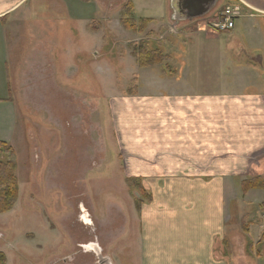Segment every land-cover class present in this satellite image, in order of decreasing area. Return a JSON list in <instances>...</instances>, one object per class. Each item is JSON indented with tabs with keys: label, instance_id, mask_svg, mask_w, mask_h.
Returning a JSON list of instances; mask_svg holds the SVG:
<instances>
[{
	"label": "crops",
	"instance_id": "0c3cea01",
	"mask_svg": "<svg viewBox=\"0 0 264 264\" xmlns=\"http://www.w3.org/2000/svg\"><path fill=\"white\" fill-rule=\"evenodd\" d=\"M136 2L137 17L150 19L151 29H166L162 38L172 40V47L155 45L167 56L159 65L142 67L134 55L125 57L133 68L125 74L138 79L136 89L112 101L122 171L127 179H140L151 197L140 199L139 208L134 202L129 237L123 224L114 231L113 264L126 263L127 240L133 248L128 264H264V257L245 252L248 233L242 255L229 250L226 239L229 226L240 228V219L244 233V214L264 204V187L242 190L245 180L264 179V0H219L194 18L183 0H167L159 17H139ZM74 3L0 0V44L26 45L21 61L15 56L12 78L8 57L0 55V140H11L18 101L26 100L12 86L17 62L23 84L28 70L57 83L64 59L57 50L72 62L86 57L89 64V48L80 44L90 34L89 17ZM222 8L235 23L231 30L215 27ZM148 74L155 76L154 89L145 83ZM98 125L93 140L102 147L105 134ZM65 140L67 153L73 145ZM81 147L89 162L95 151L89 152V144ZM102 236L94 235L86 246L101 249Z\"/></svg>",
	"mask_w": 264,
	"mask_h": 264
},
{
	"label": "rangeland",
	"instance_id": "374dc122",
	"mask_svg": "<svg viewBox=\"0 0 264 264\" xmlns=\"http://www.w3.org/2000/svg\"><path fill=\"white\" fill-rule=\"evenodd\" d=\"M166 1L74 0L79 14L89 17L90 34L84 35L80 43L85 49L89 48V64L86 57L72 62L71 57L57 50L56 55L64 58L57 70V83L51 81L49 74L45 80L28 70L23 84V73H19L17 62L12 86L18 99L26 96V100L17 102L15 128L13 135L9 133L12 138L8 141L17 156L19 199L11 211L0 213V254L6 256V264H100L102 256L113 264L114 231L123 224L129 237L131 221L128 218L135 211L134 202L144 198V193L127 179L128 173L122 171L118 138L114 137L112 101L120 92L130 94L136 89L138 79L125 74L133 69L125 57L133 56L135 49L140 52L145 41L153 48L161 44L166 49L172 47L169 45L172 40L162 38L167 36H164L166 29L156 31L149 28L148 23L144 33H135L125 29L121 18L129 13L127 6L131 2L139 5V17H159ZM221 11L217 10L215 15ZM6 44H0V55L8 57L12 78L15 56L21 61L26 50L22 48L26 45L22 41ZM75 44L71 45L73 52L77 48ZM43 47L44 52L49 51V44ZM67 65L75 67L67 70ZM145 79L147 86L154 89L155 76L148 74ZM119 88L125 90L119 91ZM102 100L104 110L99 107ZM97 119L104 123L103 131L96 124ZM97 125L105 134L102 147L93 140L97 137ZM81 133L88 134V138ZM65 139L73 145L67 153ZM87 144L89 152L95 151L93 156L90 152L89 162L81 150V146ZM248 211V215L243 213L246 215L244 233L241 219L237 231L236 227L229 226L226 237L232 244L229 250L242 255L248 233L245 252L253 257H264V206H252ZM123 212L127 220H123ZM85 213L97 228L96 233L86 224ZM99 234L103 236L99 239L101 249L97 253L86 245ZM132 249L127 240L122 253L127 259L124 264L129 263Z\"/></svg>",
	"mask_w": 264,
	"mask_h": 264
},
{
	"label": "trees",
	"instance_id": "16d2710c",
	"mask_svg": "<svg viewBox=\"0 0 264 264\" xmlns=\"http://www.w3.org/2000/svg\"><path fill=\"white\" fill-rule=\"evenodd\" d=\"M127 7L129 8V13H124L122 15L121 24L129 31L141 34L144 33L148 23H151L152 21L148 18H138L134 3L131 2ZM140 47L141 51L137 52L135 49L133 50V55L138 58L139 64L142 67L159 65L167 58L159 48L151 47L147 41H145L144 45H141ZM17 164V156L14 148L9 145L8 141L0 140V213L11 211L18 202L19 178L17 175ZM131 181L143 191L145 199L151 198L146 189L142 186V181L140 179L132 178ZM263 187L264 179L258 177L245 180L243 182L242 190L246 193L252 188ZM140 203L141 202L138 201V208L140 207ZM261 206H264V204ZM225 244L227 245L226 241ZM249 245H251V243H249ZM6 263V256L1 253L0 264Z\"/></svg>",
	"mask_w": 264,
	"mask_h": 264
},
{
	"label": "water",
	"instance_id": "95a60500",
	"mask_svg": "<svg viewBox=\"0 0 264 264\" xmlns=\"http://www.w3.org/2000/svg\"><path fill=\"white\" fill-rule=\"evenodd\" d=\"M184 7L189 11L188 17L194 18L198 15H205L209 13L216 5L219 0H183ZM182 4V2L180 3ZM100 264H112L110 259L107 257H100Z\"/></svg>",
	"mask_w": 264,
	"mask_h": 264
},
{
	"label": "built area",
	"instance_id": "2783aa9c",
	"mask_svg": "<svg viewBox=\"0 0 264 264\" xmlns=\"http://www.w3.org/2000/svg\"><path fill=\"white\" fill-rule=\"evenodd\" d=\"M235 26L233 19L225 13V11H221L218 16V20L215 24V27L219 31L231 30Z\"/></svg>",
	"mask_w": 264,
	"mask_h": 264
},
{
	"label": "flooded vegetation",
	"instance_id": "af4514ba",
	"mask_svg": "<svg viewBox=\"0 0 264 264\" xmlns=\"http://www.w3.org/2000/svg\"><path fill=\"white\" fill-rule=\"evenodd\" d=\"M85 214H86V213H85ZM85 214L83 215V218L86 220V221H85L86 224H90V226H91V231L95 232V231L97 230V228H96V227H93L94 225L92 224V220H91L90 216H88L89 219H90V223L88 222V220L85 218ZM95 233H96V232H95ZM87 248H88V249H94L95 251H97V253H99V250H100L98 244H90V245L87 246Z\"/></svg>",
	"mask_w": 264,
	"mask_h": 264
},
{
	"label": "bare ground",
	"instance_id": "6f19581e",
	"mask_svg": "<svg viewBox=\"0 0 264 264\" xmlns=\"http://www.w3.org/2000/svg\"><path fill=\"white\" fill-rule=\"evenodd\" d=\"M85 218L88 220V222L90 223V219L88 218L87 214H85Z\"/></svg>",
	"mask_w": 264,
	"mask_h": 264
}]
</instances>
